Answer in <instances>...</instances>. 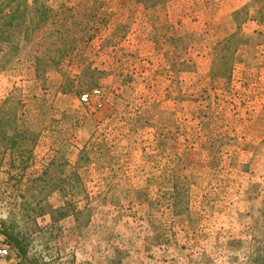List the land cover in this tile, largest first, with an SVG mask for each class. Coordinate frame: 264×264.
I'll use <instances>...</instances> for the list:
<instances>
[{
	"label": "rangeland",
	"instance_id": "rangeland-1",
	"mask_svg": "<svg viewBox=\"0 0 264 264\" xmlns=\"http://www.w3.org/2000/svg\"><path fill=\"white\" fill-rule=\"evenodd\" d=\"M35 1L49 21L0 45V236L29 264H264V25L243 26L213 81L234 13L184 7L156 40L146 22L98 37L108 0ZM7 264L28 263L13 249Z\"/></svg>",
	"mask_w": 264,
	"mask_h": 264
},
{
	"label": "trees",
	"instance_id": "trees-1",
	"mask_svg": "<svg viewBox=\"0 0 264 264\" xmlns=\"http://www.w3.org/2000/svg\"><path fill=\"white\" fill-rule=\"evenodd\" d=\"M137 1L142 5L147 23L151 27L152 33L150 36L156 40L160 30L168 29L171 26L158 25L161 16L165 15L167 11V0ZM50 13L51 11L47 6L40 5L35 0L32 5L27 4L25 6L0 3V45L9 46L11 52L18 44L19 38L26 41L32 28L36 27L39 30L42 28L49 21L48 15ZM232 19L236 25V31L226 40L217 43L211 53L210 77L213 81H228L230 79V74L235 65V55L247 44V40L241 33L243 26L247 23L264 25V0H254L242 10L234 13ZM35 23L37 24L35 25ZM22 35L25 37L22 38ZM64 53L65 57L61 58L62 62L67 60L66 54L68 56L72 52ZM8 56L9 54L4 55L3 60L7 59ZM63 217L66 216L63 215ZM1 236L5 237L12 248L29 264L28 245L6 231ZM30 264L36 263L32 262Z\"/></svg>",
	"mask_w": 264,
	"mask_h": 264
},
{
	"label": "crops",
	"instance_id": "crops-1",
	"mask_svg": "<svg viewBox=\"0 0 264 264\" xmlns=\"http://www.w3.org/2000/svg\"><path fill=\"white\" fill-rule=\"evenodd\" d=\"M246 1L242 0H167V12L164 19L162 18L160 21L171 23L172 19L171 16L173 14H180L182 12L192 14L193 9L184 11V7H191V6H202V7H211L216 6L219 8V14H224V20L228 19V15L231 13H235L239 11L243 6H245ZM105 8L109 9L105 12ZM224 10V12H223ZM99 15H103L105 21H107L109 31L112 33H108V35L103 36L99 35L98 37H113L114 34L118 36H130L129 31L131 32V36L133 37H140V33H138V24L140 22H146L147 19L144 15L143 7L137 0H108L106 4L99 8ZM200 19V17H194L190 21H196ZM165 20V21H164ZM125 26V28H123ZM126 26H129L126 28ZM145 26V28H147ZM126 31L121 34H118L116 31ZM152 32V31H149ZM148 35H151L148 34ZM220 37H227L229 33H223L219 35Z\"/></svg>",
	"mask_w": 264,
	"mask_h": 264
},
{
	"label": "built area",
	"instance_id": "built-area-1",
	"mask_svg": "<svg viewBox=\"0 0 264 264\" xmlns=\"http://www.w3.org/2000/svg\"><path fill=\"white\" fill-rule=\"evenodd\" d=\"M101 97L100 90H94L80 96V103L83 105L95 104ZM13 254L12 246L7 242L6 238L0 236V264H7L8 260Z\"/></svg>",
	"mask_w": 264,
	"mask_h": 264
}]
</instances>
